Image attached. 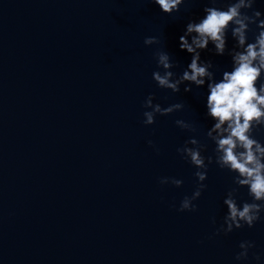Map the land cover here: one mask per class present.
Instances as JSON below:
<instances>
[{
  "label": "water",
  "instance_id": "1",
  "mask_svg": "<svg viewBox=\"0 0 264 264\" xmlns=\"http://www.w3.org/2000/svg\"><path fill=\"white\" fill-rule=\"evenodd\" d=\"M206 6L187 0L169 16L151 0H0V264H257L254 254L264 264V213L252 229L213 235L227 213V171L211 165L198 211H176L197 181L177 154L193 134L175 120L198 129L205 156L214 122L206 86L175 95L157 87L154 52H168L181 74L191 55L179 37ZM254 8L264 16V0ZM150 36L161 45L146 47ZM201 60L220 69L217 79L231 70L211 44ZM150 94L185 110L145 127ZM256 138L264 143V130ZM243 241L256 247L238 262Z\"/></svg>",
  "mask_w": 264,
  "mask_h": 264
},
{
  "label": "clouds",
  "instance_id": "2",
  "mask_svg": "<svg viewBox=\"0 0 264 264\" xmlns=\"http://www.w3.org/2000/svg\"><path fill=\"white\" fill-rule=\"evenodd\" d=\"M187 0H151L163 14L173 15L180 11ZM257 0H207L204 15L198 20H190L184 34L179 37L181 51L191 55V61L181 74L173 69L178 67L166 51L154 52L157 70L152 79L161 90L179 94L181 86L185 93L207 87L206 118L214 123L208 127L205 136L215 147L211 155L205 156L208 145L201 143L195 136L198 129L184 119L175 120V125L182 131L192 133V138L177 148V154L196 169L197 181L191 196H185L176 209L178 212H196L194 203L206 190L204 183L211 165L232 176V186L228 189L223 204L227 213L223 222L213 235H229L234 230L245 227L252 229L262 220L264 213V143L256 134L264 130V16L254 8ZM254 26V27H253ZM234 42L228 47V36ZM249 33L252 39L249 40ZM214 47L217 56L227 54L231 57V70L222 71L212 61H202L201 52ZM146 47L160 46L156 36L144 39ZM156 96L146 97L142 107L143 124L149 127L155 124L157 116H171L185 110L183 102L162 107L154 103ZM148 146L157 154L159 149L152 140ZM161 185L182 187L183 181L174 177H161ZM247 189L249 200H240V189ZM174 207V206H173ZM215 226V217L212 219ZM256 247L253 241L239 244L240 251L235 260L247 261L250 250ZM257 264L262 257L254 254Z\"/></svg>",
  "mask_w": 264,
  "mask_h": 264
}]
</instances>
